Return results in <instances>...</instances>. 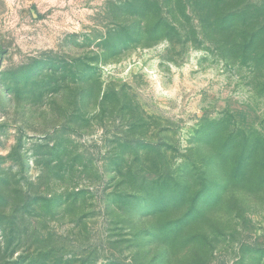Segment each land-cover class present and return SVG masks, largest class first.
<instances>
[{
    "label": "rangeland",
    "instance_id": "374dc122",
    "mask_svg": "<svg viewBox=\"0 0 264 264\" xmlns=\"http://www.w3.org/2000/svg\"><path fill=\"white\" fill-rule=\"evenodd\" d=\"M0 264H264V0H0Z\"/></svg>",
    "mask_w": 264,
    "mask_h": 264
}]
</instances>
